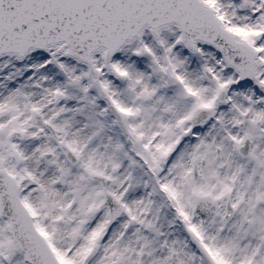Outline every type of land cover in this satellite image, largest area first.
Masks as SVG:
<instances>
[{
    "label": "snow or ice",
    "instance_id": "obj_1",
    "mask_svg": "<svg viewBox=\"0 0 264 264\" xmlns=\"http://www.w3.org/2000/svg\"><path fill=\"white\" fill-rule=\"evenodd\" d=\"M0 264H264V0H0Z\"/></svg>",
    "mask_w": 264,
    "mask_h": 264
}]
</instances>
